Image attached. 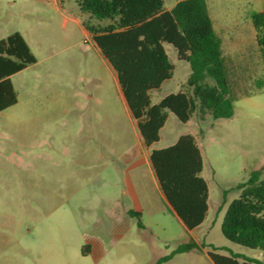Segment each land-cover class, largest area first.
<instances>
[{"label": "rangeland", "instance_id": "obj_1", "mask_svg": "<svg viewBox=\"0 0 264 264\" xmlns=\"http://www.w3.org/2000/svg\"><path fill=\"white\" fill-rule=\"evenodd\" d=\"M176 1L165 0L166 9ZM206 2L241 96L231 118L195 116L185 124L171 115L157 147L185 134L198 139L211 213L188 230L143 168L142 186L157 208L141 218L146 228L136 218L120 237L105 193L116 194L118 161L138 131L114 71L70 20L78 11L73 0H0V40L21 33L37 59L11 77L18 103L0 113V264H214L209 251L264 264V250L232 243L221 231L239 185L257 170L264 180V57L252 22L264 0ZM220 24L234 26L240 46L225 40ZM166 48L174 77L153 93L154 102L185 88L191 72L172 45ZM191 241L195 249L160 262Z\"/></svg>", "mask_w": 264, "mask_h": 264}, {"label": "trees", "instance_id": "obj_2", "mask_svg": "<svg viewBox=\"0 0 264 264\" xmlns=\"http://www.w3.org/2000/svg\"><path fill=\"white\" fill-rule=\"evenodd\" d=\"M61 2L70 0H60ZM83 27L117 74L126 104L137 121L160 189L177 217L192 231L201 226L210 209V185L204 177V158L197 138L179 137L166 148H153L160 132L174 115L181 123L195 116L205 120L231 118L239 95L223 56L206 0H178L167 10L165 0H73ZM256 42L264 57V13L252 16ZM172 45L191 72L185 88L153 103L151 92L173 79L175 65L166 46ZM37 63L28 42L19 32L0 40V113L18 103L11 77ZM264 90V84L259 87ZM253 93L245 92V96ZM240 195L226 208L223 236L239 245L264 250V180L253 171L239 185ZM139 219L141 214L131 211ZM191 241L160 262L190 252ZM86 248H90L89 245ZM214 264H261L249 258L209 251Z\"/></svg>", "mask_w": 264, "mask_h": 264}, {"label": "crops", "instance_id": "obj_3", "mask_svg": "<svg viewBox=\"0 0 264 264\" xmlns=\"http://www.w3.org/2000/svg\"><path fill=\"white\" fill-rule=\"evenodd\" d=\"M56 3L61 4L63 2H61L60 0H56ZM176 3H177V1H176ZM174 5L168 7L167 10L172 9L174 7ZM208 10H209V8H208ZM72 11L74 12V10H72ZM209 13H210V11H209ZM76 15L77 16L72 15L70 17V20L74 21L76 24L81 25L83 27V22H82V18L80 16V14H79V10L76 12ZM210 16H211V14H210ZM211 19H212L214 30H215L216 34L219 36V38L221 39L219 33H217V31L215 29L214 19L212 17H211ZM83 29H84L85 34L88 35V37L92 40L89 32L84 27H83ZM233 30H235L234 26L233 27L232 26L227 27V26H224L221 24L219 25V32L221 34H224V36L225 35L227 36V37H225V40L231 42L234 47H238L241 44L238 43V40L236 39L234 34H232L234 32ZM221 41H222V47H223V45H224L223 41L224 40L221 39ZM92 43H93V46L99 51V49L95 46L93 41H92ZM166 50H167V48H166ZM99 53L101 54L100 51H99ZM223 56L225 57L224 50H223ZM102 57H103V55H102ZM107 63L111 67V65L109 64L108 61H107ZM111 69L114 71V69L112 67H111ZM114 73H115V71H114ZM115 75H116V79L118 81L117 74L115 73ZM169 81L164 82L159 91H162L165 84ZM118 85H119V82H118ZM119 89L121 91L120 85H119ZM154 92H157V91L151 92V98H152V95ZM121 93H122V91H121ZM176 93H178V92H176ZM170 94H172V93H170ZM170 94H168V95H170ZM168 95H164L162 97H159L157 99V101H155V102L153 101V99H152V101H153V103H158L159 101H161L164 97H166ZM122 96H123V93H122ZM123 99L125 101L124 96H123ZM125 103H126V101H125ZM128 110H129V108H128ZM129 112H130V110H129ZM128 115L130 118H132L134 120L136 129L138 131L137 136H136L137 137V143H136V145H132L131 147L126 149L127 151L125 152L124 156H122L123 160L118 161V163L120 164L118 171H120V175L122 174V176L120 179L119 178L117 179L119 185H118V190H117L116 194L112 198L111 192L109 190H107L105 193L107 199L111 200L112 201L111 203L114 205L113 208L111 209V211L114 212V210H115V212L117 213V222L115 224V227H116V230L118 231V233L120 234V237L123 236L122 234L128 229L130 222L132 220L136 219V217H133L130 215L131 211L141 214V218H143V216H145V214L149 210H153V209L157 208V207H155V204H154L152 198L150 197L149 193L142 186V183H143V181H142L143 180L142 170H143V168H145L147 170V172H149V174L152 176V180H153L154 184L157 185L156 187H158V191H159L158 193H159L162 201L171 210L170 205L167 202V199L165 198V196L163 195V193L160 189V186H159V183L157 181L154 169L152 167V163H151V159H150L151 149L148 148L144 144L143 138H142L140 131H139L138 123L133 118L131 112ZM171 115L169 116L167 123L165 124V126L163 127V129L160 132V141L158 143H156L153 146V148L161 149V148L169 147V146L175 144L177 142V140L179 139L180 136L177 137L174 141H172L171 145H169V146L167 145V146L157 147L162 142V132L166 128V126L170 120ZM109 197H111V198H109ZM209 204H210V201H209ZM210 213H211V205H210V209H209L207 216ZM205 221H206V219H205ZM143 227L146 228V226L144 224H143Z\"/></svg>", "mask_w": 264, "mask_h": 264}]
</instances>
